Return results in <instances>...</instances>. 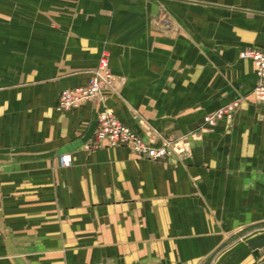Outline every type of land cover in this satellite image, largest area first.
<instances>
[{
    "label": "crops",
    "instance_id": "obj_1",
    "mask_svg": "<svg viewBox=\"0 0 264 264\" xmlns=\"http://www.w3.org/2000/svg\"><path fill=\"white\" fill-rule=\"evenodd\" d=\"M3 10L0 264H264L263 244L235 238L264 224V103L239 57L264 52V0H3ZM103 54L111 88L57 112ZM102 106L147 143H168L169 157L86 151ZM60 154L74 164L55 188Z\"/></svg>",
    "mask_w": 264,
    "mask_h": 264
},
{
    "label": "built area",
    "instance_id": "obj_2",
    "mask_svg": "<svg viewBox=\"0 0 264 264\" xmlns=\"http://www.w3.org/2000/svg\"><path fill=\"white\" fill-rule=\"evenodd\" d=\"M239 57L242 60H250L254 64L257 82L253 95L256 101L264 103V52L258 48H247L240 52ZM108 66V55L103 54L93 77L86 85L60 93L56 106L57 111L64 112L77 108L86 101L99 98L105 90L111 88L112 78ZM231 110L232 108L220 110L206 117L205 121L214 125L223 117L230 118ZM122 146L130 147L138 158L144 160L162 161L170 154L168 143L159 146L147 143L134 130L118 120L111 109L102 106L98 110L96 130L83 148L86 151H93L97 148ZM70 157L71 155L68 154L61 156L59 158L61 164L67 166L71 161Z\"/></svg>",
    "mask_w": 264,
    "mask_h": 264
},
{
    "label": "rangeland",
    "instance_id": "obj_3",
    "mask_svg": "<svg viewBox=\"0 0 264 264\" xmlns=\"http://www.w3.org/2000/svg\"><path fill=\"white\" fill-rule=\"evenodd\" d=\"M3 20H4L3 0H0V30L3 29V25H1ZM56 111H57V109H56ZM64 112H66V111H64ZM14 131L15 130L13 129V134H14ZM15 133H19V132L17 131ZM64 155H67V154L58 155L55 158V160H54V162H55L54 164L55 165H53V167H52L53 170H54V180H55V185L54 186H55V188H56V185H57L59 180L63 181L65 179L64 181L67 183L66 180L71 175L70 169L73 167V164H74L73 157L72 156L70 157L71 161H70V163L67 166H63L61 164L59 158H61V156H64ZM68 155H70V154H68ZM69 173H70V175H69ZM45 185H50V188L52 189V187H51L52 186V181L46 180L45 181ZM43 205H44V207H43L44 214H51V212H52L51 209L52 208L55 209L54 211L57 210L58 203H54V204H52V203H43ZM90 205L92 206L93 210H96V211L100 210V208H101L99 206L100 203H97L96 205L92 203ZM104 208H106V207L104 206ZM260 227H261V229H263L264 228V224H262L261 226L260 225L251 226L246 231L238 234L235 238H236V240H238V238L241 239V240H239L237 243L243 244V245L247 244L248 246L250 245L252 248H254L255 246L262 245V244L264 245V237L263 236L260 237V235H257V232H256L257 230H259ZM259 232H264V230L263 231H259ZM249 241H251V243ZM263 256H264V250H263Z\"/></svg>",
    "mask_w": 264,
    "mask_h": 264
}]
</instances>
